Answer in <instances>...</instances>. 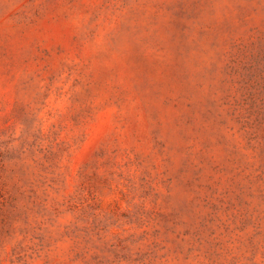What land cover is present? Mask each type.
<instances>
[{"label":"rangeland","instance_id":"rangeland-1","mask_svg":"<svg viewBox=\"0 0 264 264\" xmlns=\"http://www.w3.org/2000/svg\"><path fill=\"white\" fill-rule=\"evenodd\" d=\"M0 264H264V0H0Z\"/></svg>","mask_w":264,"mask_h":264}]
</instances>
